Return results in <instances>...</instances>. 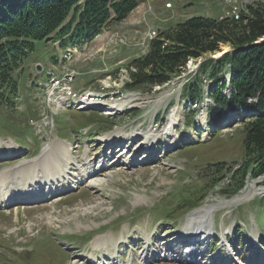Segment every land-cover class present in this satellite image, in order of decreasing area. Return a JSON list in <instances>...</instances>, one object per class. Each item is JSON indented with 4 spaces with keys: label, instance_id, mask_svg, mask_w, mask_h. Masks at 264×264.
<instances>
[{
    "label": "rangeland",
    "instance_id": "1",
    "mask_svg": "<svg viewBox=\"0 0 264 264\" xmlns=\"http://www.w3.org/2000/svg\"><path fill=\"white\" fill-rule=\"evenodd\" d=\"M137 1L139 6L128 19L119 24H112L89 43L77 44L71 48L69 45L63 47L59 43L55 44L54 41L36 42L33 53L14 74L18 85L17 97L10 94V98L15 99L14 104L8 103L7 99L0 100V137L7 138V142L3 143L7 146L1 147L0 150L8 151L9 147H20L23 154L14 162L28 159L32 161H27V164L17 168L15 172L7 171V179H1L0 182V193L11 191L14 194L17 185H29L35 180L34 176L39 175L42 170L46 171V167H49L47 164L31 166L38 157L37 152L40 151L43 137L45 142L46 139L47 142H52L49 145L53 148L60 141L57 140L58 137L64 138L67 143L72 141L73 147L78 149L71 156L78 155L80 159L84 158L85 154L93 159L96 151L101 149L100 141L110 140V137L120 143L121 135L122 140H126L129 137L127 134L134 133L137 137L132 142L133 145L144 142L145 134L147 136L148 133L156 134L160 138L151 145H140V151L136 155L134 151L138 148L135 149L136 145L131 147L128 151L132 155L129 163L120 161L118 165L121 167L110 168L108 172L105 171L106 174L101 173V177L90 175L99 178L86 182L82 187L78 185L79 179L74 178L78 177L77 170L74 171L76 175L68 179L66 184L77 183L79 188L72 186L74 191H69L61 201L55 199L43 203L44 205L21 208L18 205L32 200L16 196L10 204H0V209L21 208L17 212L0 211V264H90V256H101L95 255L94 249L102 250L106 254L114 251L118 242L113 235L121 233L134 234L131 246H135L144 236L154 237L158 256L155 255L151 262L147 261L148 264L190 263L185 260L187 258L184 253L180 252L179 245L169 244L167 240L177 229L182 232L186 224L188 226V223H194L187 222L191 214V217L200 211L199 214H203L207 207L213 208L208 213L213 220L210 228L222 231L236 230L233 240L235 247L239 246V256H246L242 251L247 248L244 233L263 236L261 242L264 243V192L261 191L253 198L239 203H230L233 199L241 197L252 185L258 190H264V177L249 178L246 188L236 196H231L229 193L232 189L226 188L229 173L222 171L218 177L213 175L217 170L213 164L217 162H225L226 170L241 168L244 158V121L250 116L249 111L239 116L240 111H231L214 102L208 95L209 90L221 87L225 82L223 93L230 96L227 74L223 80L220 79L223 72L217 74L220 80L216 84L217 79L210 76L211 72H199L207 60L217 57L220 52H229L230 45H221L220 51L214 56L207 55L201 59L190 60L182 75L164 86H138L131 90L125 88V85L133 80L129 77L130 72H138L134 67L129 73H126L125 69L134 60L146 54V37L150 30L160 33L159 30L164 27L168 29L193 17L218 20L226 15H234L237 18L241 12H247L250 5L263 4L264 0H238L239 5L234 6L236 15L228 8V0ZM167 5H172L171 9H168ZM154 36L155 33H152L150 39ZM38 65L42 66L41 73L37 72ZM59 78L66 79L65 89L52 90L49 81ZM191 81H199L201 94L204 93L201 101H196V104L184 96V87ZM86 92L102 95L92 96L93 98L88 100L78 97L84 96ZM59 93L61 95L58 97ZM65 93L69 95L64 98ZM54 99L64 100L61 104L58 100L54 102L58 103L59 107L54 103L50 107L49 103L52 104ZM121 102H126L125 110L121 113L114 112L113 106ZM45 105L50 109L58 108L55 111L59 113L55 118L56 128L52 126L54 118L51 117L50 110L44 109ZM40 118L42 119L38 121ZM31 119L42 121V126L45 121L50 120L51 125L39 136ZM174 125L177 127L172 130ZM88 127V133L95 132L92 134L94 138L89 134L85 135L83 130ZM100 134V137H96ZM129 142L130 140L125 143L126 147H129ZM125 144H118L116 149L121 152ZM65 145L69 149L70 145ZM100 146H103L106 152H112L104 143ZM152 148L156 154L149 157ZM57 149L54 152L60 151ZM42 154L43 151L38 158L41 163L52 159L50 156L44 159ZM63 158L61 156L53 160L61 162ZM87 158L85 157L84 161L88 167L91 164ZM71 160L77 161L73 156ZM8 165L0 163V168L4 169ZM70 165H65L64 168L69 169ZM15 174H20V177L14 178ZM205 177L206 181L223 178L220 182L212 184L210 190L204 191L197 182H204ZM22 178L26 179L25 184L22 183ZM16 179L14 183L5 182ZM52 182L41 186L37 180V186L34 187L33 184L28 193L35 195L36 190L43 189L44 194ZM195 185L196 188L202 189L195 196V203L200 205L189 214L186 207L190 208L194 204L179 206V203L184 197L183 203H188L192 194L190 191ZM76 188L78 189L75 190ZM55 191L58 192V189ZM39 193L41 191L36 194ZM168 202L173 203L171 207H179L173 216L174 220L167 218L168 224L161 228L156 223L166 218L162 211L167 213ZM224 203L230 204L218 207ZM187 213L189 216H186ZM113 221L114 225L110 226ZM133 225L140 226L141 229L132 228ZM200 226L201 229L208 227H202L201 224ZM109 227L113 229H108ZM100 236L103 237L98 238ZM112 237L114 240H111ZM88 240L105 243L92 248ZM69 248L73 249L70 251ZM83 249L84 254H81ZM124 249L121 248L123 255L126 254ZM196 255L198 257L200 253L196 252ZM195 256H192L191 260ZM208 259L204 263L217 264L213 263V258ZM201 261L198 264H204ZM125 263L122 258L120 264Z\"/></svg>",
    "mask_w": 264,
    "mask_h": 264
},
{
    "label": "trees",
    "instance_id": "2",
    "mask_svg": "<svg viewBox=\"0 0 264 264\" xmlns=\"http://www.w3.org/2000/svg\"><path fill=\"white\" fill-rule=\"evenodd\" d=\"M138 6L137 0H0V100L14 104L15 99L10 98V94L17 97L18 93L14 74L33 53L36 42H60L63 47L89 43L110 25L125 21ZM225 17H193L160 31L149 52L127 67L138 72L131 73L132 83L125 88L164 86L180 77L190 60L214 56L221 45H230L229 52L207 60L199 72H211L216 84L225 74L229 76L230 96L223 93V82L221 87L209 90L214 102L231 111H252L244 121L241 168L226 170L225 162L213 164L217 167L215 177L222 171L229 173L226 188L232 189L231 196H236L249 178L264 177V3L250 5L238 19ZM184 93L194 104L204 94L199 81L185 85ZM222 178L206 181L205 177L204 182L198 180L197 184L204 191L210 190ZM201 190L195 185L188 203L179 206L194 204L186 210H195L200 205L195 203V196ZM184 200L185 197L181 202ZM172 205L167 203L169 216L178 210Z\"/></svg>",
    "mask_w": 264,
    "mask_h": 264
},
{
    "label": "bare ground",
    "instance_id": "3",
    "mask_svg": "<svg viewBox=\"0 0 264 264\" xmlns=\"http://www.w3.org/2000/svg\"><path fill=\"white\" fill-rule=\"evenodd\" d=\"M226 16L227 17H233V18H235L234 15L233 16L226 15ZM238 17L239 16H237V18H235V19H238ZM150 37H151V35H150ZM84 100H88V99L85 98ZM125 105H126V102H121V103H118L117 105H115L113 107L118 112H121ZM149 138L150 139L157 138V135L156 134H152V133H148L147 136H146V139H149ZM60 141L56 143V146L54 148L51 147L49 144L45 145L44 148H43L42 157L44 159H46L45 157L50 156L49 158H52V159H46L42 163L39 161L40 159H35L34 162L31 163V166H33V167H35L36 165H41L42 166V164L43 165H45V164L49 165V167H46V171H43L42 170L39 175L34 176L35 180H32L31 183H29V185H23V186H22V184L17 185L16 192L14 194H12L11 191L10 192L9 191H6V192L3 191L2 193H0V204H6L7 203L6 200L9 197L15 198L16 196H21L20 199H23V198H26L24 196L31 195L32 193L31 192L28 193V191H29V189L31 188V186L33 184H34V187L37 186L36 185L37 180L39 181V184H41V186H42V184L43 185H46V184L50 183L51 181H53L51 183V185H49L50 188H48V189L50 190L52 188V184H56L57 186H56V188L54 190H57L59 188V186H60L58 181L59 180L61 181L63 179L62 178L63 176L66 179H71V178H69L70 174L67 173L68 169L67 168H64V166L65 165L69 166L71 163L74 164L75 160H71L70 161V159L72 157L71 156V154H72L71 153V150L68 149V147L65 145V142H60ZM56 148H58L57 150H60V151L59 152H54L56 150ZM61 156L64 157L61 162H55L53 160V159L57 160ZM24 164H27V163H24ZM24 164H22L21 166H23ZM21 166H19V167H21ZM19 167H17V168H19ZM17 168H15V169H17ZM90 168H91V166L89 165L87 167V169H84L82 172H80L79 170H77L78 175L73 174V175H76V176L79 177V178L78 177H74L76 179H79L78 185L80 184L79 183L80 181H83V179L85 178V176L92 177V179H94V178H93V176H90V175H98V176H100L101 173H103L105 171V169L107 168V165L106 164H103V168L101 170H98V171H95V170L90 171ZM7 171L8 170L4 169V170H2L0 172V182H1V179L3 181H4V179H7L6 178V177H8L7 176L8 175L7 174ZM15 171H17V170H15ZM15 171H13V172H15ZM25 172L26 173L28 172V168L25 170ZM63 173H64V175H62ZM69 173H70V170H69ZM86 173H88V174H86ZM66 174H68V175L66 176ZM18 177H20V174H15L14 178H18ZM16 181H17V179L16 180H12V181H5V182L14 183ZM5 182H3V183H5ZM65 184H63L62 186H65ZM76 185H77V183H76ZM41 190L42 189H40L38 191H41ZM38 191L36 190L35 191V194L38 193ZM261 191L264 192V190H258V189H256V186L255 185H252L251 188L249 187V189L241 197L236 198L235 200L231 201L230 203H239V202H242V201H244V200H246L248 198H251V197L253 198V196L257 195ZM32 195H34V193ZM230 203L220 204V205H218V207L221 208V207H224V206L229 205ZM16 209L18 210V208H15V210ZM204 210H206L205 213L199 214L201 212L200 211L198 213L199 215L197 214L196 216H192L190 219H188V222L193 221L194 223L191 224V225H190V223H188V226H186V228H188V229L185 230V231H189V229L191 227H193L192 231L194 230V228L201 229L200 224L202 225V227L205 226V225H208V227L205 226L204 232H206V230L210 229V226H211L210 224H211L212 218H211L210 214H208V213H210V211L213 210V208L207 207ZM200 236H205V235H200ZM111 240H114V238L112 237ZM104 243L105 242H103V241L95 242V245L94 246L95 247H100ZM203 244L204 243H202V245ZM195 255H196V253L193 256H195ZM196 258H197V255L192 259L193 261L191 260L192 262L190 261V263H186V264H192V263L194 264V263H196Z\"/></svg>",
    "mask_w": 264,
    "mask_h": 264
},
{
    "label": "water",
    "instance_id": "4",
    "mask_svg": "<svg viewBox=\"0 0 264 264\" xmlns=\"http://www.w3.org/2000/svg\"><path fill=\"white\" fill-rule=\"evenodd\" d=\"M227 53V51H225V52H220V54L217 56V57H212L213 59H218V58H221L224 54H226ZM37 72L38 73H41L42 71H43V69H42V66L41 65H38L37 66Z\"/></svg>",
    "mask_w": 264,
    "mask_h": 264
},
{
    "label": "built area",
    "instance_id": "5",
    "mask_svg": "<svg viewBox=\"0 0 264 264\" xmlns=\"http://www.w3.org/2000/svg\"><path fill=\"white\" fill-rule=\"evenodd\" d=\"M235 5H239L238 0H228V7L233 10V13H234V6Z\"/></svg>",
    "mask_w": 264,
    "mask_h": 264
},
{
    "label": "crops",
    "instance_id": "6",
    "mask_svg": "<svg viewBox=\"0 0 264 264\" xmlns=\"http://www.w3.org/2000/svg\"><path fill=\"white\" fill-rule=\"evenodd\" d=\"M164 28H166V27H164ZM164 28H163V29H164Z\"/></svg>",
    "mask_w": 264,
    "mask_h": 264
}]
</instances>
